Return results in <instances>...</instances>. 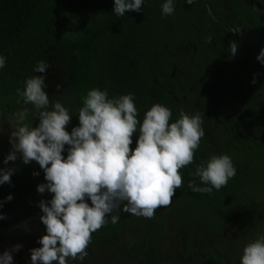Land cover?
<instances>
[{
    "label": "trees",
    "instance_id": "trees-1",
    "mask_svg": "<svg viewBox=\"0 0 264 264\" xmlns=\"http://www.w3.org/2000/svg\"><path fill=\"white\" fill-rule=\"evenodd\" d=\"M216 1L195 0L189 5L185 0H173L174 12L166 16L161 7L166 0H143L140 12L129 11L118 17L113 12L114 0L65 3L62 0H0V56L16 47L38 13L48 10L49 14L51 7L63 16L57 41L68 48L65 66L69 82L66 96L49 98V110L56 102L72 110V119L66 128L69 132L79 125L78 109L93 88L106 90L109 98L133 94L137 119L141 123L145 112L156 103L168 107L172 112L170 123L175 122L184 108L174 99L175 92L167 83L173 85L176 64L186 59L192 62L194 73L197 72L195 66L200 65L195 84L204 85L206 98L211 96L224 105L230 103L235 112L216 108L209 99L214 113L226 128L224 136L233 149L222 153L203 136L193 163L180 170L183 186L176 189L170 206L164 207L162 217L143 220L130 216L119 219L116 224L108 220L105 226L92 233L85 259L75 260L74 264H102L97 251L120 264L128 261L162 264L157 239L165 231L166 218L186 228L185 264H240L245 247L238 240L242 229L252 223L256 226V230L249 232L250 242L258 238L260 232L264 234V83L248 66L235 74L232 86L225 84L212 68H207L206 56L210 53L206 31L211 20L206 5L215 6ZM228 1L231 10L242 20L252 22L255 19L243 0ZM215 8V18L221 22L222 7ZM213 24L215 26L214 21ZM260 33L264 35L263 29ZM215 45L233 59L223 42H215ZM217 68L221 69L218 65ZM22 75L13 76L9 81L0 72V121L25 107L36 110L31 104L25 105L17 94V89H23L26 80L36 74L28 71ZM254 78L255 83H252ZM225 88L233 100L228 99ZM249 120L259 124L263 136L251 131ZM132 139L130 147L134 149L137 136ZM63 154L66 156L67 151ZM221 154L230 156L236 169L235 176L225 187L213 189L210 194L193 192L188 187L190 181L195 180L199 187L205 186L193 175L196 167L210 156ZM35 172L39 173L35 176V187L27 185L19 194L22 193L25 200L22 209L42 236L46 230L39 219L43 213L38 205L41 200H50L52 194L37 192V186L45 180L38 164ZM196 230L206 232L210 240L202 257L195 255L192 247Z\"/></svg>",
    "mask_w": 264,
    "mask_h": 264
},
{
    "label": "clouds",
    "instance_id": "clouds-1",
    "mask_svg": "<svg viewBox=\"0 0 264 264\" xmlns=\"http://www.w3.org/2000/svg\"><path fill=\"white\" fill-rule=\"evenodd\" d=\"M194 2L185 0L189 5ZM142 5L143 0H114L113 12L122 17L129 11L140 12ZM161 7L163 15L174 12L173 0H166ZM237 48L235 42L230 44V56H235ZM257 60L264 63V48ZM5 66L6 57L0 56V69ZM48 67L49 63L39 61L34 71L44 73ZM44 79L34 75L23 89H17L24 104L36 109L39 123L33 127L25 122L27 107L15 114L9 136L12 151L4 163L14 162L17 154L24 164L36 162L45 180L37 192L52 194L50 200L38 205L46 234L39 238L40 247L30 250L31 264H68L69 259H85L92 233L105 226L108 217L113 224L119 222L120 212L151 219L158 208L170 206L176 189L183 186L180 170L193 163L205 133L198 113L181 110L179 118L170 123L171 110L159 103L145 112L141 123L133 94L109 98L107 91L99 88L87 92L78 109L79 125L69 132L66 128L72 115L60 102L49 110ZM13 171L0 168V185L10 183ZM235 174L230 156L212 155L193 174L205 186L192 180L188 187L210 194L225 187ZM5 218L0 213V220ZM20 247L0 253V264H12V252ZM240 264H264V235L245 245Z\"/></svg>",
    "mask_w": 264,
    "mask_h": 264
},
{
    "label": "rangeland",
    "instance_id": "rangeland-1",
    "mask_svg": "<svg viewBox=\"0 0 264 264\" xmlns=\"http://www.w3.org/2000/svg\"><path fill=\"white\" fill-rule=\"evenodd\" d=\"M63 3L74 0H62ZM250 1V0H249ZM50 8V13L42 11L38 13L31 22V25L16 47L9 51L6 57V66L0 69L1 76L6 77L9 81L12 77H22L24 72L31 71V74L44 76V83L46 87L44 91L49 98L66 96V88L69 82V76L66 71L65 58L68 55V48L63 47L57 41L58 29L61 26L64 18L62 15L56 14L53 8ZM48 8V9H49ZM39 61H46L49 63L48 69L44 73L35 72V66ZM191 61H179L177 65V72L174 78L173 85L167 83L168 87L173 88L175 95L174 99L180 103L187 114H199L202 117L204 129V136L207 137L215 147L226 153L229 148L233 149V145L224 136L225 126L218 115L212 109V105L216 108H225L231 112V104L224 105L220 100H215L204 92V85H196L195 80L201 69L200 65H196V73L193 72ZM59 85V88L57 87ZM185 90L187 92H185ZM229 100H233L231 97ZM15 113L7 115L3 121H0V168L14 169L11 176L10 183L0 185V213L5 219L0 220V253L8 250L11 251L16 245H21L18 251L12 252V264H31L30 250L40 247L38 243L41 234L37 226L33 223L28 213L22 209L25 203L20 189H26L27 185L35 187L34 181L37 163L30 162L24 164L17 154V159L4 163V159L12 151L9 143V136L12 131L11 127H15ZM72 115V110H69ZM233 112V111H232ZM235 114V112H233ZM37 111L29 109L26 123L32 124L33 127L39 123ZM240 122H242L240 120ZM244 130L249 134V130L242 122ZM252 127L251 131L259 133L263 136L262 130L257 123H249ZM11 196V200L6 198ZM116 213H113L115 215ZM164 215V207H160L155 211L154 217H162ZM130 216H135L143 220L148 218L136 216L128 213H119V219H126ZM111 220V217H108ZM254 223L247 225L242 229L238 240L244 245L250 243L249 232L256 230ZM238 231V229H237ZM264 235L262 232L258 236ZM230 238V237H229ZM233 242L236 239L230 238ZM186 228L183 224L177 223L170 218L165 220V231L157 239L158 246L161 250L162 264H185L184 249L186 246ZM192 247L195 255L202 257V251L210 246L208 234L203 231L196 230L192 237ZM98 260L102 264H120L108 256L97 251ZM75 260H68V264H74ZM126 264H134L128 261Z\"/></svg>",
    "mask_w": 264,
    "mask_h": 264
},
{
    "label": "flooded vegetation",
    "instance_id": "flooded-vegetation-1",
    "mask_svg": "<svg viewBox=\"0 0 264 264\" xmlns=\"http://www.w3.org/2000/svg\"><path fill=\"white\" fill-rule=\"evenodd\" d=\"M243 4L255 16L252 22L244 21L238 17L231 10L228 0H218L214 2L215 6L206 5V10L211 20L207 25L206 31L208 51L210 53V55L206 56L207 68H212L217 75L223 78L224 83L229 86H232L235 74H238L242 68L247 66L252 68L254 74L257 73L256 75L260 76V82L264 83V63L257 60L261 48H264V35L260 33L262 29L264 32V0H243ZM218 5L222 7L221 22L215 18V7ZM213 21L215 26L214 24L211 25ZM237 29L239 31L234 32ZM215 42H223L228 51H230V42H235L238 48L233 59L222 53L215 45ZM217 65L221 69H218ZM225 91L228 99L232 98L227 88H225ZM237 91L240 92L239 89ZM248 122L251 123L253 121L249 120Z\"/></svg>",
    "mask_w": 264,
    "mask_h": 264
}]
</instances>
